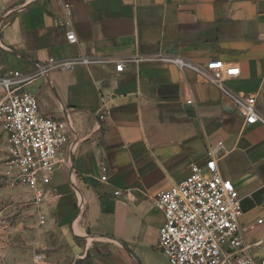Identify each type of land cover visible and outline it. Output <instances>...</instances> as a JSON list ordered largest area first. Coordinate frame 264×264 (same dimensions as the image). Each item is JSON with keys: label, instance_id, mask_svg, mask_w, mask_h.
Returning a JSON list of instances; mask_svg holds the SVG:
<instances>
[{"label": "crops", "instance_id": "0c3cea01", "mask_svg": "<svg viewBox=\"0 0 264 264\" xmlns=\"http://www.w3.org/2000/svg\"><path fill=\"white\" fill-rule=\"evenodd\" d=\"M211 60L239 75L217 88L191 68ZM14 71L32 76L23 91L40 112L66 123L35 206L76 239L69 264H151L163 222L153 201L208 148L241 198L247 254L264 259V123H244L234 103L254 98L264 121V0H0V76Z\"/></svg>", "mask_w": 264, "mask_h": 264}, {"label": "built area", "instance_id": "2783aa9c", "mask_svg": "<svg viewBox=\"0 0 264 264\" xmlns=\"http://www.w3.org/2000/svg\"><path fill=\"white\" fill-rule=\"evenodd\" d=\"M64 11L65 38L68 44H74L76 37L70 30V13L67 7ZM53 63L49 60V64ZM74 66L75 62L60 64L63 70ZM191 68L219 89H223L225 80L239 75L238 67L220 60ZM115 71L122 73L123 65L116 64ZM31 80V75L18 71L0 78L3 92L0 126L7 147L3 175L9 183L24 187L31 199L40 204L43 202L40 184L47 183L48 175L55 169L56 156L66 143V123L40 112L37 98L23 91ZM254 102L252 97L234 99L239 115L248 125L264 123L257 115ZM100 171V179L105 181L103 164ZM153 206L163 216L158 247L168 264H264V259L247 254L239 228L243 214L241 198L232 182L221 177L214 148L207 149L204 163L191 166L188 176L158 193ZM38 218L41 224L45 223L43 214Z\"/></svg>", "mask_w": 264, "mask_h": 264}, {"label": "rangeland", "instance_id": "374dc122", "mask_svg": "<svg viewBox=\"0 0 264 264\" xmlns=\"http://www.w3.org/2000/svg\"><path fill=\"white\" fill-rule=\"evenodd\" d=\"M6 148L0 126V264H69L73 259L70 247L72 243L76 247V239L69 242L67 236L41 224L35 202L27 196L29 192L17 184L6 185ZM147 261L168 264L155 250L148 253Z\"/></svg>", "mask_w": 264, "mask_h": 264}]
</instances>
